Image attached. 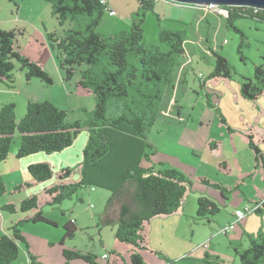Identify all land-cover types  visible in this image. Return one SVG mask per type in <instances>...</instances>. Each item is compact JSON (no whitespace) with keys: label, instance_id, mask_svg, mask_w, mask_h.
<instances>
[{"label":"trees","instance_id":"16d2710c","mask_svg":"<svg viewBox=\"0 0 264 264\" xmlns=\"http://www.w3.org/2000/svg\"><path fill=\"white\" fill-rule=\"evenodd\" d=\"M44 1L50 3L59 26L68 21L76 24L80 15L90 17L85 29L71 27L64 30L62 36H58L56 31L47 32L46 39L50 50L55 52L59 68L64 70V80H72L79 72L75 91L92 95L94 107L86 120L70 123L66 120L68 110L57 107L51 100L26 103L25 113L19 120L12 102L1 105L0 164L8 158L15 138L19 139L16 157L22 158L38 152L58 153L71 146L80 131L85 129L88 136L82 149L78 180H71L73 170L69 167L55 174L48 162L38 161L27 166L32 183L16 185L14 190L45 183L54 176L55 181L44 188V192L49 196L48 204L56 206L82 187L108 189L110 195L99 219L100 224L116 225L115 239L132 246L131 263L144 264L141 251L146 249V224L154 216L177 212L191 190V181L179 170L141 165L143 161L149 162L153 154L147 150L153 147L147 133L158 118L164 92L173 88L174 75L184 55L187 31L185 28L164 27L157 33V42L145 43L143 16L148 11L154 12L157 0H137V16L132 19L129 29L107 36L95 31L101 15L106 13L100 0ZM214 7L227 12L224 18L226 25L239 34L237 52L241 53L244 32L234 22L248 18L264 23V10L248 6ZM19 33L0 27V82L13 87L15 72L22 71L28 81L37 78L51 85L52 80L43 65L28 58L15 46ZM213 54L215 62L211 74L230 76L233 69L229 61L218 52ZM253 78L254 81L245 78L241 85L240 92L247 99H255L263 92L264 70L261 65L254 67ZM248 138L255 156V167H259L264 175V154L250 140L251 135ZM200 182L220 190L224 199L230 193L229 188L208 179L201 178ZM6 187L0 176V198L6 194ZM2 209L10 213L17 211L10 202L5 203ZM18 210L25 216L0 235V264H11L18 258L21 244H27L23 230L25 223L54 225L39 209L37 195L21 200ZM219 210L220 206L214 200L198 196L196 213L199 218L215 216ZM63 229V240H73L77 227L67 222ZM63 254L67 261L74 258L92 260L90 253L82 254L78 250L64 249ZM235 254L240 264H264V233L249 235L246 247L236 248ZM31 259L33 264L34 258ZM204 260L207 264H226L220 256L206 252ZM165 261L169 264L167 259Z\"/></svg>","mask_w":264,"mask_h":264},{"label":"crops","instance_id":"0c3cea01","mask_svg":"<svg viewBox=\"0 0 264 264\" xmlns=\"http://www.w3.org/2000/svg\"><path fill=\"white\" fill-rule=\"evenodd\" d=\"M163 2L167 3V0H163ZM107 3L114 9V7L110 5V0H107ZM190 7L196 9L200 8L195 6ZM252 21L254 23H248V25H253L254 28L262 31V34L258 39L262 44L256 48V53H253L250 58L246 59H250L249 69H246L244 72H238L234 67L233 73H230V76L227 77L213 76L211 74L213 70V62H215V59L211 54L218 52V54L222 55V51L226 45L224 44L225 42H221L223 44H221L222 46L219 47V50H214L212 52L211 49L214 46H211V43L204 47L203 44L192 42L196 48L193 46V49H189L187 48L188 40L185 39L184 55L180 61L179 68L175 72L173 88L164 92L162 103L160 104L159 115L155 122L159 121L160 117L166 119L163 114L166 116L170 115L176 119L175 123L180 128L187 131L189 130L194 134H192L191 142H188L190 145L180 144L182 139L180 142H177L176 140H172L170 136L167 138L164 137L162 138L160 150L166 153L169 151L172 155L178 156L179 160H184L182 161L183 164L179 165V167H184L182 169L186 172L179 171L184 173L191 181V188H193L192 186L194 183L208 186V188H214L211 185H205L200 182L201 178H205L216 184H220L225 188H229L230 193H228L224 199L220 195L221 192L218 189L214 188L218 192L210 194V190H203L198 187L200 191L197 189L194 193L191 192V190L188 192L182 202V206L177 212L172 213L171 215L154 216L151 218L145 228L146 249L141 251L145 262L144 264H164L161 263L164 258L162 257L161 259L162 250H164V247L171 245L174 247L177 257L181 260L185 259V256H187V254L192 251L193 246H195L192 242V236L196 233V229L193 227L194 222L200 223V221L202 222V220L207 217L208 222L210 221L207 224V229L209 228V230H212V223H218V226L222 223L225 225L229 224L236 219L234 211L238 209L244 210L247 206L258 204L259 209L251 213H246L245 216L240 218L238 223H236L237 226H235L233 232L229 236L227 234L232 230L225 234L228 236L226 238L230 247H234V249L241 247L244 248L247 245V237L249 235H255L258 232L264 233V175L259 167H255V156L251 151L252 149L250 148L248 138L249 135H251L250 140L256 143L260 153L264 154V85H260L263 92H260L255 99H247L240 92L241 85L245 81V78L254 81V67L256 65H261L264 70V23L255 20ZM237 23H244L239 20L235 21L234 25L242 30L245 35V31ZM0 27L9 30V26H5L1 23ZM38 28L39 27H36V30H38ZM227 29L228 27L226 25V30ZM41 31L45 41L43 40L44 42H41L40 44L44 46V43L47 41L46 33L49 31H47L44 26L41 28ZM22 32L21 37L16 40L15 46L28 55L27 49H25L26 45L22 44L25 31L22 30ZM226 33L228 32L226 31ZM38 42L39 40L35 39L34 41V38H32L31 41L28 42V45ZM46 45L48 46V41ZM242 53L239 55L238 60H240V62H245L247 56ZM222 56L225 57L224 55ZM225 58L229 63L231 62L227 57ZM37 62L43 65L42 62L38 60ZM201 64L207 67L206 72L201 69ZM43 68L45 69L44 65ZM17 72L19 73L15 74V83L13 87H6L0 82V106L12 102L15 105V112L17 114V105L12 101V98L4 101L7 98L6 94L11 93L12 91L23 97V100L21 101L22 103L19 106L20 116L24 113L26 103L30 101H54L52 90L50 91L49 85L45 84L40 79L32 78L29 81L25 79V85L20 88L18 86V79H20L19 76H22L23 73L22 71ZM75 93L81 96H89L80 90H77V92L75 91ZM201 98L204 101V104L202 103ZM22 105H24L23 109ZM198 108L200 109L198 110ZM200 110H202V113ZM207 113H209L211 119H207ZM83 131L86 135L85 143H83V146H85L88 133L85 129ZM81 132L82 131H80V133ZM79 134L71 146L66 147L58 153L43 154L38 152L35 153V155L31 154L27 156L28 159H25L24 161L26 167L29 164L38 161L48 162L57 173L62 168L69 167V169L73 170L71 180H78L83 146L76 147L74 144ZM147 138L156 150L157 142H152L149 137ZM195 140H198V142L204 147L202 148L200 144L198 145ZM73 149H75L73 151L74 155H72ZM155 150L154 152L152 151L154 154L156 152ZM39 154L44 155V159L40 160L41 158L37 156ZM51 155L56 156H54L52 161L49 160ZM159 160V162L154 161L153 155L148 164H145L144 166L150 165L157 169L171 167L178 170L171 159ZM188 165L190 166L188 167ZM202 165H208V172L202 169ZM211 170L214 171L216 177L211 176ZM219 175L222 177H219ZM0 176L4 179L2 174H0ZM27 177L28 182L30 181L32 183V178L30 176ZM53 181H55L54 176L47 184L40 185L38 183L33 185L29 190L30 193L28 197L31 195H37L38 206L41 211H43V205L48 204L49 202V196L44 192V188L49 187ZM5 183L7 185L6 181ZM234 194H237L235 195V201L232 197ZM41 196L45 198L44 201H42ZM198 196H207L220 206L221 209L215 217L210 218V216H205L204 218H199V216H197L196 207ZM5 198L4 195L0 198V235L6 232L8 227L18 220L16 219L14 221L3 213L6 210L2 209V206L8 202L12 203L9 198ZM1 199H5L4 202H1ZM60 204L61 203H59V205ZM221 213L223 214V220L219 223L217 216H219V214L221 216ZM46 219L50 220L49 218ZM50 221L54 223V225L50 224V226H53L55 229L59 227L57 222H54L52 219ZM67 222L72 221L67 219L65 223ZM65 223L62 224V232L60 233L58 240L49 237L43 239L25 231L24 236L27 244H21L19 256L15 261L19 258H22V260L29 259L28 264H31V258L33 257V264H132L130 261V250L132 249V246L119 242L116 239L117 244L120 246V250L118 251L111 248L107 249L106 244H104L101 238L99 239L103 249L100 257L90 250L84 252L76 246L68 247L66 241L72 240H63V226ZM24 229L26 230L25 225ZM219 234L220 233L216 231V234L207 237V239H205V237L208 235V232H206L204 236L199 237L200 234L195 236V242L199 245L196 247H203L202 243L205 242L211 243L212 238L214 239ZM64 249L73 251L78 250L82 254L90 253L92 260L91 262H88L81 258H74L67 261L63 254ZM195 249L196 248H194V250ZM123 252L129 255L128 263L122 255ZM105 253H107L108 256L103 258V254ZM15 261L11 264H14ZM21 264L25 263L21 261Z\"/></svg>","mask_w":264,"mask_h":264},{"label":"rangeland","instance_id":"374dc122","mask_svg":"<svg viewBox=\"0 0 264 264\" xmlns=\"http://www.w3.org/2000/svg\"><path fill=\"white\" fill-rule=\"evenodd\" d=\"M136 1L137 0H110V5H112L117 11V15L109 16L108 13H104V15H101L99 23L95 27V31L101 33L104 36H107L110 33L118 34L123 30H128L132 23V19L137 16L138 4ZM212 9L218 8L212 7ZM153 11L154 12L148 11L145 16H143L142 27L144 29L143 35L146 44L157 42V33L164 27L185 28L187 31L185 39L188 40L187 48L189 49H193L194 42L197 44H203L204 47H206L207 44L211 43V46H214L211 49L213 52L214 50H219V47L222 46L221 44L225 42L224 44L226 45L224 47V50L222 51V55H224L231 61L230 63L232 64L230 65L233 66L232 69L235 67L234 69H236L238 72H244L246 69L250 68V59H246L250 58L253 53H256V48L262 44L258 40L262 34V31L254 28L253 25H248V23H254L251 19L244 18L236 20H240L242 23H244L239 24V22L237 24L241 26L245 31V35L242 40V47L240 48L241 53L243 52L242 54L247 56V58H245V64V62H240V60H238V57L241 53L236 52V48L240 43V36L232 28H228L226 30L224 16L219 14L215 15V12L211 10L206 11L204 8L196 9L194 7L186 6L183 4H175L171 2L168 3V1L166 3L163 2V0H157L155 2ZM156 14L159 15V18L156 17ZM89 20L90 17H88V15H80L76 20V24L68 21L64 26H59L58 20L54 15H52L51 5L47 1L0 0V23L4 24L5 26H9V30L14 28L17 31H20V33L17 34V40L21 37V33H23L22 30L25 31V36L22 44L26 45L25 49H27V53L30 56H28V58L34 61L38 60L43 63L48 75L52 80V84L49 85V88L50 91L52 90L54 100L53 102L59 108L68 110V116L66 120L70 123L77 120H86L89 116V112L94 106L95 99L92 95L81 96L75 93V82L79 77V72L75 73L72 80H64V70L59 68L55 52L51 51L50 48L46 45L47 41L44 43V46L40 44L41 42L43 43L45 41V39H43L41 28L44 26L47 31H56L58 36H62L64 30L70 29L71 27H75V29H85ZM36 27H39L38 30H36ZM226 31L228 33H226ZM32 38H34V41L35 39L39 40V42L28 45V42L31 41ZM164 48L162 47V49ZM211 55L215 59L214 55ZM129 58L131 59L130 56ZM102 61L104 62L105 58H103ZM201 66V69L206 72L207 67L203 64H201ZM16 73L19 72L16 71L15 74ZM19 77L20 79H18V86L21 88L25 85V76L22 74V76ZM6 95L7 98L4 101L10 100L12 98V101L16 103L17 114L15 116L16 119L19 120V118L25 113V107L24 105H22V109L24 107V113L21 116L19 114V106L22 103L21 101L23 100V97L14 93L13 91ZM202 103L204 104L203 100ZM82 108L85 109L87 113L83 111ZM199 109L200 108H198V110ZM200 112L202 113V110H200ZM163 116H165L166 119L164 117H160L159 121L155 122V124L150 128V131L147 133V137H149L152 142H157V148L155 150V147H152L151 150H147L153 152L154 150L156 151L155 154L153 153L151 155V157L154 155V161L159 162V159L166 160L169 158L171 159L173 164H175L178 170L186 172L182 169L184 167H179V165L183 164L182 161L184 160H179L178 156L172 155V153H170L169 151H167L168 153L161 151L160 146L162 138H167L169 136L170 138H172V140H176L177 142H180L182 139V141L180 142V144L182 145H190L189 143L191 142L192 134L194 133L190 132L189 130L187 131L183 128H180L175 123L176 119L172 116H166L164 114ZM206 117L207 119H211L209 117V113H207ZM85 140L86 135L85 132L82 131L75 141L74 146H83ZM195 141H197L198 145L200 144L198 140ZM18 144L19 139L15 138L14 142L10 145L8 158L0 164V174L3 175L5 181L7 182V193L4 194V196L6 197L5 199L9 198L17 208V211L15 213H10V211H4L3 213L9 216L14 221L16 219H19L20 216H25L24 213L18 210V206L21 200L29 196V190L31 189V187L23 186L17 190H14L16 185L24 184L26 182L30 183V181L28 182L27 177L29 176L27 167L24 163L25 159H28V157H16ZM200 146L202 148L204 147L201 144ZM74 150L75 149L72 150V155H74ZM37 156L41 158L40 160L44 159V155L39 154ZM54 156L55 155H51V157H49V160L52 161V159H54ZM145 164H148V161L141 162L142 166H144ZM189 166L190 165H188V167ZM202 169L208 172V165H202ZM54 173L56 174L57 172L54 170ZM210 174L211 176L216 177L214 175V171L211 170ZM219 177L222 176L219 175ZM49 181L42 184H47ZM192 187L193 188H191V192L193 193L198 189V187L203 190H210V194H215L216 192H218L212 187L208 188V186H204L201 184L198 185L197 183H194ZM94 188V190H91V187H82L77 189L76 193L70 198H64L61 204H58L59 206H53L49 204L43 205L42 214L44 215V217L57 222L59 224V227L57 229L53 228V226H50V224L48 225L45 223H25L24 225L26 226V230L23 226L24 232H29L30 234L36 235L43 239L49 237L54 240H58V237L62 232V224L65 223L68 219L71 220L77 227L74 239L72 241H66L68 247L76 246L78 249L84 252L90 250L95 252L96 255L100 257L103 251L102 245L99 241V239L101 238L104 244H106L107 249L111 248L117 251L120 250V246L117 244V241L114 238L116 225H101L99 221L102 213L104 212V207L110 195V191L106 188L98 186H94ZM237 194L232 195L234 201L235 195ZM41 197L42 201H44L45 198L43 196ZM5 199H1V202H4ZM215 216L212 215L210 216V218H213ZM219 216H217V219H219L220 223L223 220V214L220 217ZM209 222L207 217H205L202 222L200 221V223H193V227L194 229H196V233L194 236H192V242L195 244V246H193L192 251H190L187 256H185V259H179L176 255L174 247L171 245L163 248L164 250H162L163 252L161 259L162 257L164 258L161 263L167 264V261H165V259H168L169 264H207L204 260L206 252L211 256H220L224 259L226 264H240L239 259L235 254L234 247H230V244L228 243V240L226 238L233 232V230L229 234H227L228 236L220 233L214 239L212 238L211 243L213 245L208 242V247L206 248L202 246H200L199 248L196 247L199 245L195 242V236L199 234V237L204 236V234L208 232V235L205 237V239H207V237L216 234V231H219L220 228L225 226V224L223 223L220 224V226H218V223H212L214 230H209V228L207 229V224ZM194 248L196 249L194 250ZM122 255L128 263L129 255L125 254L124 252L122 253ZM21 261H23L25 264L29 263V259L22 260V258H19L14 262V264H21Z\"/></svg>","mask_w":264,"mask_h":264},{"label":"built area","instance_id":"2783aa9c","mask_svg":"<svg viewBox=\"0 0 264 264\" xmlns=\"http://www.w3.org/2000/svg\"><path fill=\"white\" fill-rule=\"evenodd\" d=\"M100 2L102 3V5L104 6V10L106 13H108L110 16H114L117 15V11L115 9H113L111 6H109V4L107 3V0H100ZM202 8H204L206 11L207 10H211L213 12H215L216 14L225 16L227 15V12L225 10H219V9H212L211 5L209 6H202ZM201 78V77H200ZM94 188H92L93 190ZM256 209H259V205L255 204L253 206H247L246 208L243 209H238L234 211V215L236 217V219L233 222H230L229 224L223 226L222 228H220V230L218 231L219 233H223L226 234L227 232L233 230L236 226V223H238V221L240 220V218L244 217L246 213H251L256 211ZM208 242L203 243V247H208ZM108 254L105 253L103 254V258L107 257Z\"/></svg>","mask_w":264,"mask_h":264},{"label":"water","instance_id":"95a60500","mask_svg":"<svg viewBox=\"0 0 264 264\" xmlns=\"http://www.w3.org/2000/svg\"><path fill=\"white\" fill-rule=\"evenodd\" d=\"M177 4H190V6H248L264 10V0H168Z\"/></svg>","mask_w":264,"mask_h":264},{"label":"clouds","instance_id":"9594fccd","mask_svg":"<svg viewBox=\"0 0 264 264\" xmlns=\"http://www.w3.org/2000/svg\"><path fill=\"white\" fill-rule=\"evenodd\" d=\"M168 1V0H167ZM187 5H190V4H187ZM192 6V5H191ZM195 7H200V8H202V6H195ZM222 7V6H221ZM110 16V15H109ZM227 15H225V17H226ZM92 188H94V187H91V190H92ZM95 189V188H94ZM93 189V190H94ZM257 210V209H256Z\"/></svg>","mask_w":264,"mask_h":264},{"label":"bare ground","instance_id":"6f19581e","mask_svg":"<svg viewBox=\"0 0 264 264\" xmlns=\"http://www.w3.org/2000/svg\"><path fill=\"white\" fill-rule=\"evenodd\" d=\"M214 6H219V5H211V8L214 7ZM219 7H221V6H219Z\"/></svg>","mask_w":264,"mask_h":264}]
</instances>
